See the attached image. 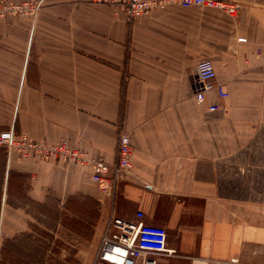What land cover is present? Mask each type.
<instances>
[{"label":"crops","instance_id":"crops-1","mask_svg":"<svg viewBox=\"0 0 264 264\" xmlns=\"http://www.w3.org/2000/svg\"><path fill=\"white\" fill-rule=\"evenodd\" d=\"M0 1L37 6L0 19V131L63 139L106 163L121 131L132 147L108 194L90 164L0 150V264H103L100 242L66 262L38 234L49 201L75 195L102 206L103 230L138 210L163 226V264H264V0H223L235 16L170 0L132 20L97 0ZM202 58L226 97L195 100Z\"/></svg>","mask_w":264,"mask_h":264},{"label":"built area","instance_id":"built-area-1","mask_svg":"<svg viewBox=\"0 0 264 264\" xmlns=\"http://www.w3.org/2000/svg\"><path fill=\"white\" fill-rule=\"evenodd\" d=\"M122 7L128 20L150 13L155 8L167 5L170 0H97ZM182 6H200L218 8L235 16L237 5L223 0H176ZM37 6L22 2L13 4L0 1V19L8 15L33 13ZM244 41V37H239ZM196 87L194 98L203 103L209 93L217 98H224L227 92L222 83L215 80L216 71L211 59L202 58L195 64ZM220 107L218 102H209L208 110ZM0 147L8 154L18 158L35 157L40 160H58L92 166L91 178L104 193L114 191L118 180L122 179L131 167V139L126 131H121L117 138L116 159L106 163L95 158L87 151L69 145L65 140L50 141L33 139L25 133L13 130L0 131ZM137 219L128 221L111 214L101 235L97 257L103 264H163L158 255H169L171 248L166 246V230L163 226L143 221V212H136Z\"/></svg>","mask_w":264,"mask_h":264},{"label":"rangeland","instance_id":"rangeland-1","mask_svg":"<svg viewBox=\"0 0 264 264\" xmlns=\"http://www.w3.org/2000/svg\"><path fill=\"white\" fill-rule=\"evenodd\" d=\"M48 205L56 207L55 213L49 214L48 224L40 226L38 234L40 237L54 240L52 253L58 257L59 249L63 248L60 253L65 255L63 258L66 262L70 259L73 261L71 254L78 247H85L89 255L100 242L103 223L107 217L102 206L93 199L76 195L72 199L56 197L55 201H49ZM101 213L103 215L100 221Z\"/></svg>","mask_w":264,"mask_h":264},{"label":"trees","instance_id":"trees-1","mask_svg":"<svg viewBox=\"0 0 264 264\" xmlns=\"http://www.w3.org/2000/svg\"><path fill=\"white\" fill-rule=\"evenodd\" d=\"M0 150L4 151V154H5V150H4V148H3V147H0ZM2 170H3V169L0 167V174H2V173H3V171H2ZM9 173H11V171H10Z\"/></svg>","mask_w":264,"mask_h":264}]
</instances>
